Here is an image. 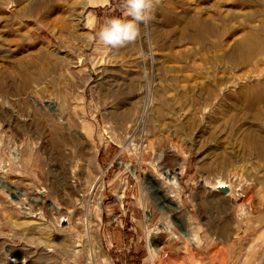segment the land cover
I'll return each mask as SVG.
<instances>
[{"label": "rangeland", "instance_id": "374dc122", "mask_svg": "<svg viewBox=\"0 0 264 264\" xmlns=\"http://www.w3.org/2000/svg\"><path fill=\"white\" fill-rule=\"evenodd\" d=\"M122 5L0 0V264H264L240 236L264 211V147L257 155L238 139L201 141L204 123L190 130L202 113L189 123L177 112L196 71L180 68L169 33L186 10L201 26L227 28L226 43L264 34V0H161L135 42L108 49L96 36L123 17ZM259 57L236 73L264 70V42ZM166 71L176 78L169 91L159 79ZM137 94L143 122L131 136ZM215 143L232 149L229 169L205 166ZM218 179L231 185L230 212L209 216ZM212 221L235 235L207 248ZM157 229L152 255L148 233Z\"/></svg>", "mask_w": 264, "mask_h": 264}, {"label": "bare ground", "instance_id": "6f19581e", "mask_svg": "<svg viewBox=\"0 0 264 264\" xmlns=\"http://www.w3.org/2000/svg\"><path fill=\"white\" fill-rule=\"evenodd\" d=\"M175 13V21L178 26H175L176 28L173 26L174 28H171L169 33H173L176 39L179 38L178 45L180 49L177 55L181 60L180 68H189L196 71V79L186 91L181 93L182 105L177 113L188 112V120L185 121H189V123L196 119L198 112L199 114L202 113V119L197 122L194 121L196 123L190 129L195 131L199 124L204 123L203 129L199 132L201 141L207 140L209 143L208 139L217 141L222 137L223 140L225 138L238 139L242 143L248 142V149L254 152L257 150L256 153L259 155L264 147L262 142L264 129L257 125L258 128L254 123L264 122V70L260 69L259 65L255 63L251 72L241 74L236 72L249 62L260 58L259 54L264 42L263 32L261 29H257L252 34L243 36L233 43H226L224 42V35L228 30L227 28L222 27L221 29L214 24L201 26V21L190 15L188 16L186 10H177ZM154 38L153 35V40ZM150 48H153V43H151ZM159 79L163 82L166 91L173 88L176 80L168 71L162 74ZM190 79L189 81H191ZM154 85L153 79L147 81V90L145 91L149 94L150 101H153L155 95L152 92V86ZM145 86L146 84L144 88ZM140 99L141 97L138 94L132 98L133 120L136 121L137 125H130L131 131H133L131 136L138 133L137 127L143 122V120H139ZM165 102L167 103L168 100H165ZM149 105L150 103L146 107ZM207 111H210V114L205 117ZM153 116L154 114H152V118ZM221 133L225 137H220L219 134ZM214 146L213 152L210 151L212 158L205 163V166L218 171L229 169L235 159L230 154L231 148L223 147L221 144ZM171 173L173 171L169 170L168 174ZM171 177L172 180L177 177V174L175 173ZM217 182L218 184H226L223 179H218ZM88 228L90 227L88 226ZM158 232H160L159 229L148 233L152 255L160 253V241L153 240Z\"/></svg>", "mask_w": 264, "mask_h": 264}, {"label": "clouds", "instance_id": "9594fccd", "mask_svg": "<svg viewBox=\"0 0 264 264\" xmlns=\"http://www.w3.org/2000/svg\"><path fill=\"white\" fill-rule=\"evenodd\" d=\"M161 0H123V17H113L100 27L96 38L108 49H119L137 40L141 24L153 19Z\"/></svg>", "mask_w": 264, "mask_h": 264}, {"label": "crops", "instance_id": "0c3cea01", "mask_svg": "<svg viewBox=\"0 0 264 264\" xmlns=\"http://www.w3.org/2000/svg\"><path fill=\"white\" fill-rule=\"evenodd\" d=\"M217 196L214 198H207L205 204V214L206 215H229L230 212V198H229V193H222L220 191H217ZM131 199L134 202V199L139 200V197H136L135 194L133 193L131 195ZM139 204V202H137ZM202 211V210H201ZM255 225L256 223L258 227L254 228L251 233H249L248 229L243 230V234L240 236L245 237L247 240L246 244H252L255 247L259 248L258 253H264V211L261 212L259 215L255 216L254 218ZM207 232L205 233V236L207 238L206 241V247H214V244H219V241L214 239L215 237L217 238H224L226 236H233L234 232L226 234V232L223 229H220L217 227V224L215 222L208 223L207 225ZM235 235V234H234ZM252 237L253 241L249 238ZM222 242H225V240L221 239ZM233 243V242H232ZM262 258V257H261Z\"/></svg>", "mask_w": 264, "mask_h": 264}, {"label": "water", "instance_id": "95a60500", "mask_svg": "<svg viewBox=\"0 0 264 264\" xmlns=\"http://www.w3.org/2000/svg\"><path fill=\"white\" fill-rule=\"evenodd\" d=\"M213 189L227 194L231 191V185L229 183L227 184L216 183L215 185H213Z\"/></svg>", "mask_w": 264, "mask_h": 264}, {"label": "built area", "instance_id": "2783aa9c", "mask_svg": "<svg viewBox=\"0 0 264 264\" xmlns=\"http://www.w3.org/2000/svg\"><path fill=\"white\" fill-rule=\"evenodd\" d=\"M129 186L130 187H133L134 186V184L133 183H131V184H129ZM150 264H156V262L153 260Z\"/></svg>", "mask_w": 264, "mask_h": 264}]
</instances>
